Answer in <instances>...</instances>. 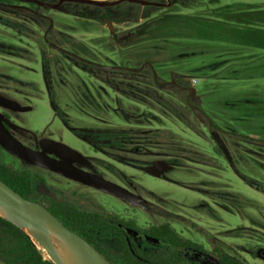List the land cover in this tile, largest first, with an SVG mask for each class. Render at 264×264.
<instances>
[{
  "label": "rangeland",
  "instance_id": "obj_1",
  "mask_svg": "<svg viewBox=\"0 0 264 264\" xmlns=\"http://www.w3.org/2000/svg\"><path fill=\"white\" fill-rule=\"evenodd\" d=\"M63 3L0 5V93L24 108L17 117L29 137L64 143L80 165L138 186L149 210H127L135 208L142 225L168 222L209 254L198 257L214 260L217 246L246 264H264V48L181 36L162 41L163 54H147L143 46L155 41H125L156 10L102 21ZM158 159L170 170L142 172ZM34 170L48 188L62 186L58 174ZM91 193L123 210L117 197Z\"/></svg>",
  "mask_w": 264,
  "mask_h": 264
},
{
  "label": "trees",
  "instance_id": "obj_2",
  "mask_svg": "<svg viewBox=\"0 0 264 264\" xmlns=\"http://www.w3.org/2000/svg\"><path fill=\"white\" fill-rule=\"evenodd\" d=\"M13 1L0 0V5H8ZM147 1L159 2L157 0ZM29 4L36 6L34 2H29ZM64 4L67 11L72 14L83 7V12L102 21H125L139 17L140 14L147 17L150 10H156L153 16L132 28L129 31V38L125 41L127 44L137 43L140 39L155 41L154 44H149L147 47L143 46L146 53L149 48H153L156 54L159 52L163 54L162 41L181 36L222 40L264 48V0L257 2L246 0H170L164 6L142 5L127 0L112 6H97L76 1H66ZM75 61L84 67H94V63L88 60L78 58ZM81 135L86 140L92 141L89 136ZM217 151L222 152L219 148ZM105 152L111 154L109 151ZM0 179L22 196L28 195V192L21 187L27 184L26 182L16 177L8 180L1 174ZM53 213L58 216L56 211ZM64 223L81 235L77 226L68 221H64ZM144 231L147 236L158 241L157 245L160 247L158 254L145 252L143 259L136 258L131 255L128 245L123 240L119 242L122 247L119 250L122 254H119L118 258L108 259L100 255L109 264H207L198 258L188 257L177 249L187 248L198 252L205 250L202 245L179 235L169 223L163 222ZM34 240L18 225L0 216V260L8 264H55L43 258ZM214 252L216 254V263L214 264H246L217 247H214Z\"/></svg>",
  "mask_w": 264,
  "mask_h": 264
},
{
  "label": "flooded vegetation",
  "instance_id": "obj_3",
  "mask_svg": "<svg viewBox=\"0 0 264 264\" xmlns=\"http://www.w3.org/2000/svg\"><path fill=\"white\" fill-rule=\"evenodd\" d=\"M40 1L44 2L43 0ZM35 4L36 6L39 5L41 7L47 6V5H40L37 3ZM0 97H1L0 99L6 100V102L4 103L5 105H0V119L4 127L22 145L37 151H43L41 144L44 141V138H40V139L38 138L39 139L38 140L36 138L29 137L28 135L29 132L30 133L33 132L26 130L23 127V125H21V121H20L21 119L17 117V113L23 111L24 108L21 105H19L18 102H16V100H14L13 98L2 95L1 93H0ZM135 150H139V149H135ZM48 154L60 160H66L75 167L99 175L111 182H114L122 186L129 192L135 194V197H138V200L130 201L123 197L114 195L108 191H105L101 188L73 179L71 177H68L67 175L50 170L36 163L26 161L15 155L14 153L10 152L6 148H4L1 144H0V174L5 178H7L8 180H12L16 177L26 182L27 184L21 186L23 190L28 192V195L25 196V198H28L44 206L53 215H55L53 212L56 211L58 216L56 215L55 216L57 218L58 217L62 218V219L59 218L58 219L66 227L68 226L64 223V221L71 222V224L77 226V228L80 231V234L82 235L80 236L83 237L87 242L90 241L89 243L92 245V247L95 248L101 255H103L108 259L109 258L116 259L120 256L119 254H122L119 250L122 248L119 245V242L123 240L128 245L131 255L136 258L143 259L145 252L148 253L154 252L156 254L159 253L160 247L159 245H157L158 241L147 236L144 230L148 229L151 226H157L166 221L158 222V223L151 222L150 224L142 225L136 216L137 210L133 207H131L130 210H127L130 204H132L133 206L137 205L138 207H140L142 210L141 212H145L149 210L147 209V204L144 201L145 198L141 194L138 186L132 183H128V181L126 180L123 182L113 181L98 172L89 170L88 168L80 165V162L83 159H81L80 156L76 155L73 152L67 155H62V157H57L53 153H48ZM78 159L81 160H79L78 162L76 161ZM34 167L37 169L40 168L41 170H49L58 174L63 180L61 182L62 186L56 189L55 188L52 189L53 187L48 188V186H46L45 184L51 186L50 185L51 183L48 182V180L43 176L42 171L39 173L36 170H34ZM143 167L144 165H142L140 168L142 172H145ZM91 192H99V193L103 192L104 194L117 197L124 204L122 210L123 212L122 211L114 212L113 210H110L106 208L104 205L96 202ZM128 212H130L131 214H129ZM107 245L112 246L114 249H116L117 254H115V252L113 251H110ZM214 247L212 248L213 252H214ZM123 249L125 250V247ZM177 249L182 251L186 256L191 258H198L201 261L206 262L207 264L216 263V257H214V260L211 259L206 260L203 259L202 257H198L199 255L208 258L209 256L207 255L209 254L206 250H201L198 252L196 250L187 249V248H177ZM191 254H196L197 256L192 257Z\"/></svg>",
  "mask_w": 264,
  "mask_h": 264
},
{
  "label": "water",
  "instance_id": "obj_4",
  "mask_svg": "<svg viewBox=\"0 0 264 264\" xmlns=\"http://www.w3.org/2000/svg\"><path fill=\"white\" fill-rule=\"evenodd\" d=\"M27 1L56 8L58 5H60L61 3L65 1H76V2H81V3L91 4V5H97V6H112V5H115L125 0H111V1H106V0H103V1L102 0H58V2L52 5H49L40 0H27ZM127 1L139 3L142 5L144 4H153L157 6L167 5L165 3L156 2V1H147V0H127ZM108 26L110 29V33L114 36V38H117V35L113 32L112 23H109ZM61 50L65 53L68 52L64 49H61ZM78 58L82 60H87L81 57H78ZM5 102L6 100H3V99L0 100V104L2 105H5L4 104ZM214 137L216 140H218L217 136L214 135ZM0 144L4 148L9 150L10 152L14 153L18 157L26 161L36 163L40 166L46 167L50 170L67 175L68 177H71L73 179H76L84 183L93 185L95 187L101 188L105 191H108L119 197H123L130 201L138 200V197H135V194L129 192L122 186L114 182H111L99 175H96L94 173L88 172L81 168L75 167L66 160H60L48 154V153H53L57 157H62V155H67V154H70L71 152L76 153L72 148H70L64 143H61L55 140L44 139V141L41 144L43 151H37V150L31 149L29 147L22 145L4 127L3 123L1 122V119H0ZM171 167L172 166L168 164L166 161L158 159L144 166L143 169L145 172L151 175L161 176L163 173L170 170ZM0 204L4 205L5 207H8L9 209L13 211V215L17 218L18 222H15L9 218H6V219L12 221L16 225H18L20 228H21L20 224H23L25 226H32L42 232H45L46 227L48 226L57 227L60 231H62L69 238L74 239L78 242L81 248V251L86 261L88 262V264H99L98 261H96L94 257L92 256L93 253H96L101 258H103L100 255V253L95 248L92 247L90 243H88L83 237H81L80 235H78L77 233L69 229L68 227H66L55 215H53L50 211H48L44 206L28 198L23 197L20 193L12 189L7 183H5L1 179H0ZM44 248L52 256L53 260L55 261V264H61V262L55 256L49 244L45 245ZM258 255L264 258V250H260L258 252ZM105 262L107 261L105 260ZM0 264H8V263L0 260Z\"/></svg>",
  "mask_w": 264,
  "mask_h": 264
},
{
  "label": "bare ground",
  "instance_id": "obj_5",
  "mask_svg": "<svg viewBox=\"0 0 264 264\" xmlns=\"http://www.w3.org/2000/svg\"><path fill=\"white\" fill-rule=\"evenodd\" d=\"M0 215L18 222L13 215V211L8 207L0 204ZM21 228L37 242H41L43 246L49 244L57 259L61 264H88L78 242L69 238L55 226L46 227V231L42 232L32 226L20 224ZM92 256L99 264H108L98 254L93 253Z\"/></svg>",
  "mask_w": 264,
  "mask_h": 264
}]
</instances>
